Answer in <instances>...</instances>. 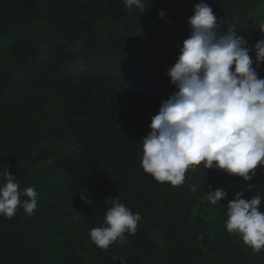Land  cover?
I'll return each instance as SVG.
<instances>
[{
	"label": "trees",
	"instance_id": "1",
	"mask_svg": "<svg viewBox=\"0 0 264 264\" xmlns=\"http://www.w3.org/2000/svg\"><path fill=\"white\" fill-rule=\"evenodd\" d=\"M143 2L141 14L123 0H0V170L21 193H38L32 214L0 215V264H264V248L225 227L237 192L259 195L264 213V166L244 181L195 165L179 186L141 167L151 117L177 90L166 70L200 0ZM205 2L223 31L247 39L264 78L251 51L264 38V0ZM216 189L227 196L213 205L206 194ZM116 197L141 220L104 250L89 233Z\"/></svg>",
	"mask_w": 264,
	"mask_h": 264
},
{
	"label": "clouds",
	"instance_id": "2",
	"mask_svg": "<svg viewBox=\"0 0 264 264\" xmlns=\"http://www.w3.org/2000/svg\"><path fill=\"white\" fill-rule=\"evenodd\" d=\"M131 10L147 9L143 0H123ZM160 11L158 17H164ZM190 34L182 42L175 63L166 70L177 89L161 101L158 113L151 117L150 131L142 138L143 171L158 182L179 186L185 173L195 165L216 168L229 175L252 180L258 166H264V78L253 67L247 39L234 27L221 30L213 9L200 0L187 20ZM264 35V23L259 26ZM251 51L255 64L264 62V38ZM0 215L11 218L22 207L32 214L38 193L34 187L19 190L15 176L7 168L0 170ZM247 191L253 190L248 185ZM21 195L28 199L21 200ZM227 196L221 189L209 191L206 199L213 205ZM237 192L227 204L226 230L238 234L254 252L264 248V213L258 210L262 198H242ZM88 205L90 199L81 197ZM139 213H133L111 199L101 226L90 230V240L107 250L113 243L126 242L125 233L134 234ZM120 264H126L122 257Z\"/></svg>",
	"mask_w": 264,
	"mask_h": 264
},
{
	"label": "rangeland",
	"instance_id": "3",
	"mask_svg": "<svg viewBox=\"0 0 264 264\" xmlns=\"http://www.w3.org/2000/svg\"><path fill=\"white\" fill-rule=\"evenodd\" d=\"M223 31V29H221Z\"/></svg>",
	"mask_w": 264,
	"mask_h": 264
}]
</instances>
